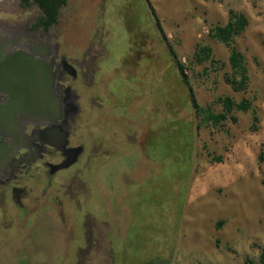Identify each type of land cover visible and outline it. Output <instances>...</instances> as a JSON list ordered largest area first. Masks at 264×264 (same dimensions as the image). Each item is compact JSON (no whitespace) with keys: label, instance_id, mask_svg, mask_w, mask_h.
I'll use <instances>...</instances> for the list:
<instances>
[{"label":"rangeland","instance_id":"374dc122","mask_svg":"<svg viewBox=\"0 0 264 264\" xmlns=\"http://www.w3.org/2000/svg\"><path fill=\"white\" fill-rule=\"evenodd\" d=\"M229 11L248 20L232 43L246 91L224 82L239 77L209 33ZM50 32L77 72L66 79L79 97L70 144L83 152L51 177L32 165L21 207L0 197V264H260L264 0H66ZM199 47L214 64H197ZM176 61L201 108L218 114L229 97L250 109L204 123Z\"/></svg>","mask_w":264,"mask_h":264},{"label":"flooded vegetation","instance_id":"af4514ba","mask_svg":"<svg viewBox=\"0 0 264 264\" xmlns=\"http://www.w3.org/2000/svg\"><path fill=\"white\" fill-rule=\"evenodd\" d=\"M62 8L59 10L56 22L46 30L40 23L43 13L36 6L23 8L20 0H0V14L5 16L13 15L16 11L23 13L34 10L37 12L36 16L28 17L22 23L19 20L0 21L1 117L3 116L1 111L8 100L6 87L8 79L5 76L10 73L9 65L1 59L9 56L18 58L19 53L31 56L39 62L38 70L41 75L47 74V82L50 83V95L55 100V104L60 106V115L59 117L54 115V120L51 116L31 118L18 113L16 123L9 127V110L7 107L4 110V120H0V147L11 145L9 149L4 151L0 148V163L5 164L3 169H0V197L2 200L6 196L9 197L20 207V199L25 195L24 187L17 186L20 176L27 173L31 166L38 162L46 168L47 177L57 174L59 170L53 171L51 167L64 161L65 157L61 150L75 148L70 144V137L79 114L77 103L79 97L71 89V86L66 84V79L70 77L72 81H75L77 72L63 56L59 55L58 45L51 43L50 37V31L58 25ZM28 64L24 60L22 62L15 61L12 65L17 71L16 75L20 74L19 71L24 73L29 70ZM12 128L14 133L10 132ZM53 156L59 157L60 161L51 163L49 159H52Z\"/></svg>","mask_w":264,"mask_h":264},{"label":"trees","instance_id":"16d2710c","mask_svg":"<svg viewBox=\"0 0 264 264\" xmlns=\"http://www.w3.org/2000/svg\"><path fill=\"white\" fill-rule=\"evenodd\" d=\"M21 7L27 8L30 6H36L42 13L43 17L40 18L41 25L47 30L53 23L56 22L60 8L65 6L66 0H20ZM248 20L247 18L238 12L229 11V19L226 25L216 26L210 29V37L217 42L223 44L229 49L228 63L232 70L233 76H238L236 79H232L224 76V82L229 85L233 91H246L248 75L247 68L245 64L244 56L232 46L235 37L241 35L247 28ZM171 53L173 54L172 50ZM195 61L197 64L204 62H210L214 64L215 62L211 59V49L208 47H199L196 49L194 54ZM178 70V75L180 76L182 82L189 87L190 99L196 116H200L206 113L203 119L204 123L209 122L213 127H218L222 122L226 121L228 116L235 110L238 112L246 113L250 107L251 103L248 100H242L239 103H234L229 97L218 98L217 103L221 105L222 112L218 114H213L207 109L201 108L192 93L189 86L187 77L184 74V68L179 62H175ZM231 120L235 122V119L231 117ZM260 162L264 161V154L260 153L258 157ZM244 264H254L250 260H246ZM260 264H264V252L260 255Z\"/></svg>","mask_w":264,"mask_h":264},{"label":"water","instance_id":"95a60500","mask_svg":"<svg viewBox=\"0 0 264 264\" xmlns=\"http://www.w3.org/2000/svg\"><path fill=\"white\" fill-rule=\"evenodd\" d=\"M18 55V58L9 56L7 58L1 59L9 65L10 73L5 76L8 79L6 85L8 100L7 104L1 111L3 116L1 117L0 115V120H4L5 118L4 110L6 107L9 110V127L13 126L16 123V115L18 113L19 115L25 114L31 118H37L39 116H51V118L54 120V115H57L59 117L60 106L59 104H55V100L50 95V83L47 82V74H40L38 70L39 62L37 60H34L31 56L24 55L23 53H19ZM23 60L24 62L29 63V70L24 73H22V71H19L20 74L16 75L17 71H15V68L12 64L15 61L22 62ZM13 128L10 132L14 133ZM6 146L7 147L3 145L0 148L4 151L11 147V145ZM61 152L65 159L61 164L52 166L51 168L53 169V171L67 169L71 165L75 164L78 160V157L83 152V148L76 147L69 150L63 149L61 150ZM4 165L5 164L0 163V169H3Z\"/></svg>","mask_w":264,"mask_h":264}]
</instances>
